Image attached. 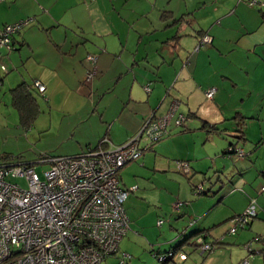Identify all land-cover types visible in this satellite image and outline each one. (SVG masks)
Here are the masks:
<instances>
[{"label": "crops", "instance_id": "0c3cea01", "mask_svg": "<svg viewBox=\"0 0 264 264\" xmlns=\"http://www.w3.org/2000/svg\"><path fill=\"white\" fill-rule=\"evenodd\" d=\"M28 19L15 36V49L7 54L16 56V68L29 64L30 70L32 62L44 63L45 69L55 68L58 76L48 83L40 75L30 81L22 74L21 82L41 81L46 86L44 97L52 84L82 92L88 84L98 88L106 83L104 89L110 93L118 89L126 94L117 96L119 105L133 108L136 117L123 135L115 137L111 125L94 147L90 140L85 142L84 153L104 138L123 143L141 130L151 113L166 115L173 101L179 102L174 119L180 113L188 117L181 127L173 119L170 134L141 155L149 156L151 163L144 165L146 173L140 168L134 174L136 180L142 178L139 196L128 197L136 207L150 199L170 214L172 203L181 199L178 203H183V209L179 207L177 213L182 223L168 239L155 241L158 253L184 241L183 250L187 245L192 253L197 250L194 235L206 231L219 254L205 262L208 253L198 251L203 260L191 257L186 261V257L185 264H224L222 258L233 253L228 246L247 241L244 245L251 247L245 249L246 260L251 264L255 257L249 254L257 253L254 244L264 248V192L260 191L264 185V0L0 2V28ZM204 35H210L212 43L199 47ZM58 54L61 63L45 60ZM88 55L97 57L96 74L89 80ZM212 87L217 93L210 100L205 92ZM233 147L242 155L239 151L229 154ZM173 161H187L190 175L175 174ZM158 177L163 178L161 186L151 187L148 181ZM175 182L188 189L177 190L172 186ZM199 186L201 194L196 191ZM251 199L257 201L255 218L242 232L231 234L235 240H228V221L245 212ZM126 237L130 240L129 233L123 240ZM167 241L172 242L163 248ZM124 252L128 253V246ZM228 264L233 262L228 260Z\"/></svg>", "mask_w": 264, "mask_h": 264}, {"label": "built area", "instance_id": "2783aa9c", "mask_svg": "<svg viewBox=\"0 0 264 264\" xmlns=\"http://www.w3.org/2000/svg\"><path fill=\"white\" fill-rule=\"evenodd\" d=\"M29 22L21 20L0 29V51L11 49L12 36ZM212 40L210 35H204L199 46L211 44ZM87 61L92 66L86 77L89 80L96 74L97 58L88 55ZM34 84L45 92L46 86L41 81ZM216 93L215 87L205 92L210 100ZM178 105L174 101L165 116L152 114L140 132L122 145H110L104 138L97 148L76 156L40 157L33 163L0 166V264H101L118 253L130 229L124 202L137 188L123 187L120 172L151 143L165 136ZM184 120L180 115L176 124ZM142 142L146 144L144 149ZM46 162L51 163V168L41 179L34 165ZM178 168L190 173L186 162H179ZM16 176L26 177L27 188L9 181ZM260 191L264 192V185ZM256 210L257 201L251 199L245 212L231 220L229 233L246 228L255 218ZM205 239L206 234L196 238L197 248L214 252L215 245ZM176 255L171 251L160 258L163 263L172 257L179 260L175 264H184L185 255L179 253L175 259ZM242 264H248V260Z\"/></svg>", "mask_w": 264, "mask_h": 264}, {"label": "rangeland", "instance_id": "374dc122", "mask_svg": "<svg viewBox=\"0 0 264 264\" xmlns=\"http://www.w3.org/2000/svg\"><path fill=\"white\" fill-rule=\"evenodd\" d=\"M7 52L8 50L6 48L0 51V166L6 164L33 163L40 157L76 156L84 153L87 149L86 141L90 140L91 145L94 147L100 141V138L104 137L106 130L111 125V130L115 137H117L116 135H123L132 125V117H136L134 116L133 108L129 107V105L122 106V102L119 105V101L117 100V96L126 95L124 91L120 92L117 89L110 93V91L104 89L106 83H104L105 85L101 84L97 88V86L90 85L88 82H85L88 84L87 89L82 92L75 91L73 87L50 85V89L47 91L45 97L37 95L41 113L32 124H22L20 114L13 105L11 92L23 80L21 79L22 74H24L26 79L29 78L30 81L33 80V75H40V77L47 79L48 83H50L57 78L58 72L55 68L45 69L48 65L44 67V63H37L35 65L34 62H32L30 70H27V68H30L28 66L29 64L16 68V56L9 55ZM45 60L50 63H61L63 61L60 54L56 58L51 57V59H46L45 57ZM110 78L109 76L106 77L108 80ZM113 89L114 87L111 90ZM48 99L51 100L48 101ZM151 115L152 113L147 119ZM84 117L85 120L81 121L80 118ZM139 131L123 143H114L112 139H106L110 141V145L119 146L135 137ZM143 144L144 142L141 143V145ZM149 162L151 163L149 156L146 158L140 156L137 160L126 164L121 171L123 181L126 183L124 185L121 180V185L125 188L137 187L136 193H130H134L132 194L133 196H139L140 189L142 188L138 182L142 178L136 180L137 178L134 177V174L140 168H142V173H146L143 167ZM178 163L179 161H173L171 170L179 175L180 178H185V173L180 171ZM34 166L40 178L44 179V172L51 168V163L46 162ZM9 181L14 184H19L23 188H27L28 186V181L25 176L10 177ZM162 182V177H158L157 181H148L151 187L153 185L159 187ZM172 186L182 191H185L187 188L184 184L179 186L178 182L173 183ZM155 196L150 197L155 200ZM179 200L176 199L172 203L173 214H170L168 211H162L161 206L152 202L150 199L139 207L133 205L131 200L128 201L126 199L124 207L126 208L127 215L130 217V229L128 231L130 240L126 237L122 241L120 245L121 249L118 253L107 257L101 264H151L154 262L155 264H164L160 258L161 254H158L157 251L159 244L155 246L153 244L156 240L163 242L165 239H168L171 233L173 235L177 226L182 223V219L178 217L177 212L183 209V203L180 204L179 207L182 208L179 210L176 207ZM185 205H187L186 202ZM164 212L167 213L164 215ZM186 219L189 222V218L187 217ZM227 224H229L228 226L230 228L231 220ZM240 230L239 228L238 231ZM226 237L228 240H235L237 238L231 234ZM148 238L152 241H149ZM171 242H164L162 244L163 248L169 247ZM248 242L228 246V248L232 249L233 253L231 255L229 254L226 258H222L225 259L224 264H228V260L233 262V264H238L240 261L243 262V260H246L247 251L245 249L248 250V248L244 244ZM256 244H254V249H256L257 253L249 254V258L255 257L251 260V264H263V255L259 252L261 251V246ZM126 246H128V253L124 252ZM184 250L189 253L186 261L191 257H200V261L203 260V257L198 252L201 250L197 249L191 253L192 247L187 245L184 247ZM216 252L217 250L208 253L205 262L212 255L219 254V251ZM178 254L175 259H177ZM170 264H173V262Z\"/></svg>", "mask_w": 264, "mask_h": 264}, {"label": "trees", "instance_id": "16d2710c", "mask_svg": "<svg viewBox=\"0 0 264 264\" xmlns=\"http://www.w3.org/2000/svg\"><path fill=\"white\" fill-rule=\"evenodd\" d=\"M3 0H1L0 2H2ZM250 3H251V1H250ZM256 4V3H255ZM254 4V5H255ZM251 5V4H250ZM253 5V6H254ZM13 24V23H12ZM6 25H9V24H6ZM6 25H4L2 28H4ZM2 28H0V29H2ZM22 30V29H21ZM21 30L19 31V32H17L16 34H14L13 36H12V44H11V49H7L8 51H12V50H14L15 49V46H14V39H15V36L18 34V33H20L21 32ZM92 56H95V55H92ZM97 58V57H96ZM36 81V80H35ZM35 81H33V82H31V83H29V82H26V81H23V82H21V83H19L15 88H13L12 90H11V92H12V99H13V105L17 108V110H18V112H19V114H20V118H21V122H22V124H24V125H30V124H32L33 122H34V120L38 117V115L41 113V111H40V106H39V99H38V96L37 95H44V93L45 92H40L39 91V89L35 86V84H34V82ZM148 88V91H150L151 90V88L149 87V86H146V88L145 89H147ZM46 91V90H45ZM178 102V101H177ZM174 103V101L172 102V104ZM179 103V102H178ZM172 104H171V106H172ZM171 106H170V109H171ZM179 106V105H178ZM170 109H169V111H170ZM177 110H178V108H177ZM177 110H176V112H175V114H174V116H173V118H172V120L170 121V123H169V125H168V127H167V133L165 134V136L162 138V139H160L159 141H156V142H154V143H151L147 148H145L144 149V146L146 145H142V148L144 149V152H143V154L145 153V152H147V151H151L152 149H153V146L155 145V144H157V143H159L160 141H162L163 139H165L169 134H170V131H169V127L171 126V123H172V121H173V119H174V117H175V115H176V113H177ZM168 111V112H169ZM153 115H154V117H162V116H156L155 115V113H153ZM180 115H183V114H178V116L174 119V124L176 125V126H180L181 127V125H183L184 124V122L185 121H187L188 120V117L187 116H185V115H183L184 117H185V120L182 122V124H180V125H177L176 124V120L179 118V116ZM163 116H165V115H163ZM146 121V120H145ZM144 124V123H143ZM184 126V125H183ZM140 132V131H139ZM98 147V146H97ZM96 147V148H97ZM234 151H236L235 150V148L233 147V148H230L229 149V154H233V153H236V152H238V151H236V152H234ZM179 162H186L187 164H188V162L187 161H179ZM182 170V169H181ZM183 171V170H182ZM183 173H185L186 175H190V173L188 174L187 172H183ZM136 190H137V188H136ZM135 190V191H136ZM135 191H133V192H135ZM196 191H197V193H199V194H201V193H203V187H202V189L201 190H199V187L198 188H196ZM128 199V198H127ZM250 224V223H249ZM206 234V241H208V234L206 233V231H204V232H199V233H197V234H195L194 235V237L195 238H197V237H199V236H204ZM209 242V241H208ZM185 243H187V241H184V242H182L181 244H179V245H177V246H175L173 249H171V250H168L167 252H163V253H158V254H161V255H163V254H168V253H170L171 251L173 252V253H182V254H184L185 255V258L187 257V254H186V252L183 250V245L185 244ZM211 243H213V242H211ZM214 244V243H213ZM215 245V244H214ZM195 246L197 247V244H196V240H195ZM198 249V248H197ZM261 253H262V255H263V264H264V248L261 250ZM171 262H173V263H175V260H174V258H172V257H168V259H167V261L166 262H164V264H170Z\"/></svg>", "mask_w": 264, "mask_h": 264}, {"label": "water", "instance_id": "95a60500", "mask_svg": "<svg viewBox=\"0 0 264 264\" xmlns=\"http://www.w3.org/2000/svg\"><path fill=\"white\" fill-rule=\"evenodd\" d=\"M201 42V41H200ZM199 45H200V43H199ZM199 47H201V46H199ZM202 187V186H201Z\"/></svg>", "mask_w": 264, "mask_h": 264}, {"label": "bare ground", "instance_id": "6f19581e", "mask_svg": "<svg viewBox=\"0 0 264 264\" xmlns=\"http://www.w3.org/2000/svg\"><path fill=\"white\" fill-rule=\"evenodd\" d=\"M202 252V251H201ZM203 253H206V252H203Z\"/></svg>", "mask_w": 264, "mask_h": 264}]
</instances>
